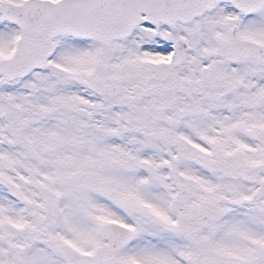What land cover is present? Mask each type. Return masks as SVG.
<instances>
[{"label":"snow or ice","instance_id":"6c2138e0","mask_svg":"<svg viewBox=\"0 0 264 264\" xmlns=\"http://www.w3.org/2000/svg\"><path fill=\"white\" fill-rule=\"evenodd\" d=\"M0 264H264V0H0Z\"/></svg>","mask_w":264,"mask_h":264}]
</instances>
